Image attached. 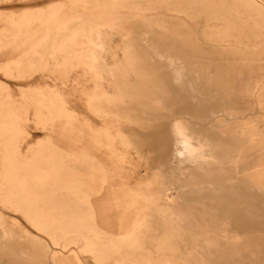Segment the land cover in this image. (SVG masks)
I'll list each match as a JSON object with an SVG mask.
<instances>
[{
	"label": "rangeland",
	"instance_id": "1",
	"mask_svg": "<svg viewBox=\"0 0 264 264\" xmlns=\"http://www.w3.org/2000/svg\"><path fill=\"white\" fill-rule=\"evenodd\" d=\"M0 228V264H264V0H0Z\"/></svg>",
	"mask_w": 264,
	"mask_h": 264
},
{
	"label": "bare ground",
	"instance_id": "2",
	"mask_svg": "<svg viewBox=\"0 0 264 264\" xmlns=\"http://www.w3.org/2000/svg\"><path fill=\"white\" fill-rule=\"evenodd\" d=\"M84 6V5H83ZM89 24V23H88ZM98 38V37H97ZM95 41V40H94ZM91 45V44H90ZM154 45V44H153ZM93 47V46H92ZM79 48V47H78ZM87 50V49H86ZM156 50V49H155ZM160 50V49H159ZM86 52V51H85ZM88 55V54H87ZM91 58V57H90ZM170 58V57H169ZM95 60V59H94ZM78 61V60H77ZM171 62V61H170ZM142 66V65H140ZM193 68V67H192ZM194 72V71H193ZM117 75V74H116ZM192 109V108H191ZM202 112V111H200ZM175 124V123H174ZM174 140H175V149H174V152H173V156L177 159H175L180 165H184V164H187V165H197V163H199L200 161H204L206 159L205 156H203L199 150H197L195 147H193L192 145V139H191V136L189 134H187V131L184 130L180 124H178L176 122V124L174 125ZM67 145V144H66ZM71 149V148H70ZM71 152V151H70ZM69 153V152H68ZM71 154V153H70ZM177 163V164H178ZM175 164V166L177 165ZM178 164V165H179ZM185 167V166H184ZM183 171V170H182ZM181 173V172H180ZM183 173V172H182ZM257 184V183H256ZM151 185V184H149ZM197 185V184H196ZM199 185V184H198ZM259 185H261L259 183ZM199 192H202V187L200 186L198 188ZM229 197V196H228ZM230 198V197H229ZM236 198V197H235ZM166 204V203H165ZM173 204V203H172ZM172 204H167V205H163V206H158V205H154L153 204V211L154 213H156L158 215V217L163 220V221H166L167 223L169 224H174L176 223L177 221H179V219L181 218V221H182V224L185 225V222L187 224H192V220L194 219L195 221V227L199 230H214L217 228H215V225H212L208 222H205L203 220H198L196 218H193V219H190L188 217V213H179V211H177L176 209L173 208V206H171ZM134 208V207H133ZM130 211V210H129ZM132 212V211H131ZM124 213V212H123ZM127 213V211H126ZM134 213V211H133ZM191 213V212H190ZM155 214V215H156ZM131 215V214H130ZM192 215V214H190ZM124 216V215H123ZM129 216V215H128ZM120 218V217H119ZM123 218V217H122ZM127 219V218H125ZM124 219V220H125ZM146 220V218H141L137 221H135V223L133 224V228L130 230L129 233H132V232H136V230H138V228L140 227V225L142 224V222H144ZM151 221V220H150ZM118 222V220H117ZM116 222V223H117ZM122 222V221H120ZM120 222H118L120 224ZM127 222V221H126ZM123 223V222H122ZM186 224V225H187ZM3 225V224H2ZM118 226V225H117ZM116 226V227H117ZM3 228V226H1ZM119 227V226H118ZM182 227V226H181ZM5 228V226H4ZM3 228V229H4ZM122 228V227H121ZM1 229V228H0ZM2 229V230H3ZM7 229V228H5ZM7 231V230H6ZM5 231V232H6ZM13 231V230H12ZM1 232V231H0ZM127 232V231H126ZM126 232H121V236L120 237H125L128 235V233ZM134 232V233H135ZM203 232V231H202ZM208 232V231H207ZM11 233V232H10ZM204 233V232H203ZM9 234V233H7ZM216 234V233H214ZM3 236V234H1ZM1 237V236H0ZM4 238V237H3ZM23 238V237H22ZM118 239V237H117ZM15 240V239H14ZM144 240V239H143ZM211 241V240H210ZM19 244V243H18ZM149 245V244H148ZM250 254V253H249ZM215 255V254H214ZM252 257V256H251ZM249 261V260H248ZM218 262V261H217ZM9 264V263H8Z\"/></svg>",
	"mask_w": 264,
	"mask_h": 264
}]
</instances>
